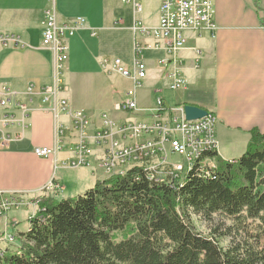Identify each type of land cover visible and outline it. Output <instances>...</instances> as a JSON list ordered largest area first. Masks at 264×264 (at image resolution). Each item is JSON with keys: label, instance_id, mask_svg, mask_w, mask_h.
<instances>
[{"label": "crops", "instance_id": "crops-1", "mask_svg": "<svg viewBox=\"0 0 264 264\" xmlns=\"http://www.w3.org/2000/svg\"><path fill=\"white\" fill-rule=\"evenodd\" d=\"M133 1L0 0V35H15L23 44L20 48L0 45V85L8 88L13 94L9 96L10 107L16 103L24 104L30 110L27 119L25 118L24 129L19 124L6 127L0 124V138L6 134L12 137L9 144L0 146V194L22 195L27 201L23 208L31 211L28 221L29 217L37 212L34 198L53 178L62 188L58 196L70 198L61 196L66 189L65 175L62 172L87 169L90 178L79 175L85 181L74 179L79 185H88L86 190L109 177L97 172L101 170L95 161L98 153L95 154L90 167L62 166L63 162L73 158L71 149L77 134L72 132L71 119L68 116L60 114L56 120L41 104V89L54 84V54L41 45L44 18L48 10H53L57 26L60 27L74 26L77 20H82L74 35L64 38L68 61L62 72L63 89L58 93L57 99H64L71 109L80 110L88 116L90 124L85 133L87 136L90 137L100 129L102 114L97 117L94 114L90 116L80 108L69 89L65 87V73L67 75L69 68L73 66L71 57L79 53L80 48L86 57L87 51L90 55L94 51L91 49L92 45L83 44L84 39L89 42L87 36L99 38L95 47L106 49L113 41H117L116 32H129L132 37V59L127 61L116 57L112 60L119 59L127 68H131L134 47L136 44L141 46L147 75L154 77V82L147 90V104L142 102V105L139 102L138 94L143 88L137 90L136 100L142 106H153V91L157 88L169 106V98L165 97V93L169 91V82L161 77L159 64L167 55L163 49H155L150 38L133 30L136 20L148 29L158 26L161 0H136L141 8L139 13L134 9ZM213 20L217 27L214 38L208 33L187 36V49L180 53L186 81L184 89L181 90L186 91L190 86L195 88L196 95L194 101L179 102L174 106L192 105L212 114L216 119L217 156L224 161H235L239 156L222 157L219 156V151L239 152L247 147L251 130L256 129L264 133V0H213ZM195 50L200 51L199 56ZM112 60L101 59L99 65L102 69L112 72L103 66L104 62L110 63ZM157 83L159 84L156 86ZM31 86L32 93L29 94ZM132 90L133 86L129 81L125 96ZM148 98L151 99L150 102ZM119 102L121 101L113 104V111ZM117 113L118 117H110L111 120L119 122L126 118L124 114ZM1 114L3 110L0 109ZM13 116L17 120L22 117L20 111H14ZM58 124L65 127V132L57 153L53 157H37L33 153L35 148L56 146ZM10 212L0 216V227H3L0 230L2 250L13 248L5 245L2 235H7L9 229L12 234L21 232L17 227L19 221L14 216L9 217Z\"/></svg>", "mask_w": 264, "mask_h": 264}, {"label": "trees", "instance_id": "trees-1", "mask_svg": "<svg viewBox=\"0 0 264 264\" xmlns=\"http://www.w3.org/2000/svg\"><path fill=\"white\" fill-rule=\"evenodd\" d=\"M249 135L237 160L211 154L209 176L193 169L176 187L134 167L81 196H42L15 249H0V264H264V133ZM191 212L231 221L240 239L222 248L196 231Z\"/></svg>", "mask_w": 264, "mask_h": 264}, {"label": "built area", "instance_id": "built-area-1", "mask_svg": "<svg viewBox=\"0 0 264 264\" xmlns=\"http://www.w3.org/2000/svg\"><path fill=\"white\" fill-rule=\"evenodd\" d=\"M133 6L136 13L141 11L136 0L133 1ZM81 22L82 20H77L74 26H57L53 10H48L41 38L42 47L54 54V84L41 89V104L56 120L60 114L68 116L71 119L72 132L77 134L71 149L73 158L63 162L62 166L90 167L95 154L98 153L95 159L97 166L107 175L109 172H118V176H122L131 168L139 167L147 179L153 180V184L167 181L174 183L175 187V182L181 180L183 175H187L188 163L192 158L200 156L203 146H217L215 117L207 112L201 119L188 121L184 114V105L168 106L157 88L153 91L154 105L139 106L135 94L142 88L147 68L143 62L142 48L136 44L131 68H127L119 59L103 63L105 69L109 68L132 83V92L127 93L126 99L115 107L117 112L124 114L126 118L116 122L109 119L107 114H102L100 129L90 137L87 136L85 133L90 124L88 116L80 110L71 109L64 99H57L58 93L63 89L62 72L68 59L64 38L73 36ZM133 30L150 38L155 49H163L166 53L167 57L159 64L161 77L169 82V91L184 89L186 85L182 71L184 63L180 53L187 49L188 34L208 33L212 38L215 37L217 27L213 20V0H161L158 26L148 29L136 20ZM0 45L20 48L23 44L19 37L4 34L0 35ZM195 53L200 55L199 50H195ZM28 92L32 93V86ZM11 95L13 94L8 88L0 85V109L3 110L0 124L2 127L19 124L24 129L30 110L24 104L16 103L10 107ZM14 111L21 112L20 120L13 116ZM64 132L65 127L58 124L56 146L35 148L33 153L37 157H53L60 148ZM11 141V135H2L0 146H5ZM174 156L181 158V161H175ZM208 163L215 167V162ZM207 176L209 174L203 175ZM61 189L53 178L34 198L36 214L41 211L39 205L41 195L45 192H60ZM26 203L19 193L0 194V216L23 208ZM1 237L9 245L15 243L11 235L4 234Z\"/></svg>", "mask_w": 264, "mask_h": 264}, {"label": "rangeland", "instance_id": "rangeland-1", "mask_svg": "<svg viewBox=\"0 0 264 264\" xmlns=\"http://www.w3.org/2000/svg\"><path fill=\"white\" fill-rule=\"evenodd\" d=\"M154 14V13H153ZM117 33V41H113L112 45H108L106 49L95 47L99 38H90L87 36L86 38L89 40L87 42L85 39L83 44L85 46H91L92 54L90 55L87 51V57L83 55V51L80 48V52L77 53L75 56H72L70 61L73 62V66L69 68L67 72L69 74L66 75L65 73V87H67L73 96L75 102H77L81 109H83L86 113L90 116L92 114L99 115V114H107L108 118H116L118 117L116 106H114L113 111V104L118 101H122L126 99L125 92L129 88V79H126L117 73L109 72L101 68L99 65V61L101 59L112 60L113 58H120L122 60H131L132 59V37L130 36L129 32L125 30H119ZM98 44V43H97ZM83 47V45H82ZM96 56H94L95 54ZM197 55V54H196ZM199 56V55H197ZM68 61V60H67ZM66 61V63H67ZM65 63V65H66ZM148 74V71H147ZM145 76L142 84V90L139 91L138 98L139 102H145L147 104V90L151 88V83L154 82V77L150 78L149 75ZM153 76V75H151ZM155 76V75H154ZM164 82H161V84ZM159 83L156 84V86ZM122 93V95H120ZM194 95H196L195 88L188 87L186 91H168L165 93V97L169 100V106L173 107L175 104L179 102H187L194 99ZM150 102L151 99L148 98ZM194 101V100H193ZM139 106H142L138 103ZM145 107V106H142ZM116 111V112H115ZM111 117V118H110ZM244 150H240L239 152H232L228 151L225 152L223 150L219 151V156L222 157H237L241 156ZM175 161H181V158L174 156L173 158ZM215 162V159L212 160ZM211 165V164H210ZM98 174L105 175L104 171L98 170ZM190 172L187 170V173ZM65 175L64 183L66 185V189L64 190L62 197H77L81 196L86 192L88 187L85 185H79L77 182H74V179H82L79 175H82L83 178H90L87 169H76V170H69L62 172ZM118 175V172L115 173ZM189 174V173H188ZM107 175V174H106ZM108 176H113L112 173H108ZM187 175H183L180 182L183 181ZM166 184H172L165 181ZM181 184V183H180ZM176 187V185H175ZM44 193L41 196L46 195ZM21 210H12L8 215L14 216L18 222V230L26 231L30 225L28 219V215L30 214V209L20 208ZM190 222L196 229L198 233L203 236L210 237V235H214L215 240L219 243V245L226 249L230 247L233 243H237L240 239L237 228L235 225L220 216L213 215L210 220L208 218L197 215L195 213H190L189 215ZM3 227H0V230ZM230 229V231H228ZM8 234H12L10 229L7 232ZM12 234L11 236H14ZM8 247H13L11 250H14L17 246V242L13 245H9L5 243Z\"/></svg>", "mask_w": 264, "mask_h": 264}, {"label": "bare ground", "instance_id": "bare-ground-1", "mask_svg": "<svg viewBox=\"0 0 264 264\" xmlns=\"http://www.w3.org/2000/svg\"><path fill=\"white\" fill-rule=\"evenodd\" d=\"M211 154H217V146H203V151H201L200 156L197 158H192V161L188 163V170L191 171L195 169L197 172H200V174H207L209 169L214 168L212 163H208L209 161L213 160L211 157H209ZM110 173H112V175H116V172ZM157 183L162 184L165 183V181H158ZM33 217V215L30 216L29 220H31Z\"/></svg>", "mask_w": 264, "mask_h": 264}, {"label": "water", "instance_id": "water-1", "mask_svg": "<svg viewBox=\"0 0 264 264\" xmlns=\"http://www.w3.org/2000/svg\"><path fill=\"white\" fill-rule=\"evenodd\" d=\"M183 110L188 121L201 119L207 115V111L192 105H184Z\"/></svg>", "mask_w": 264, "mask_h": 264}]
</instances>
